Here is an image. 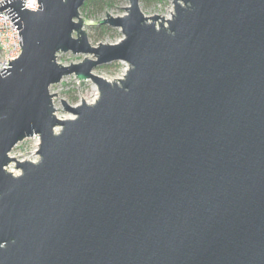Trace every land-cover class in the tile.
Returning a JSON list of instances; mask_svg holds the SVG:
<instances>
[{
	"label": "water",
	"instance_id": "obj_1",
	"mask_svg": "<svg viewBox=\"0 0 264 264\" xmlns=\"http://www.w3.org/2000/svg\"><path fill=\"white\" fill-rule=\"evenodd\" d=\"M128 1L99 20L0 2L22 36L0 69V264H264V0H172L168 19ZM99 25L123 38L92 45ZM116 61L124 78L93 72ZM69 75L99 97L61 99L65 119ZM34 135L38 161L10 155Z\"/></svg>",
	"mask_w": 264,
	"mask_h": 264
},
{
	"label": "rangeland",
	"instance_id": "obj_2",
	"mask_svg": "<svg viewBox=\"0 0 264 264\" xmlns=\"http://www.w3.org/2000/svg\"><path fill=\"white\" fill-rule=\"evenodd\" d=\"M113 6L108 8L107 13L113 16H123L126 14L125 7L129 5L128 0H114ZM143 12L147 16H152L155 14L161 16H169L171 18L174 12V6L172 0H163L162 3L143 6L141 4ZM106 11L101 15V19L106 17ZM81 15H85L81 12ZM111 30L102 34L100 31L94 30V27H84L87 32L88 39L90 43L97 46L99 43H109L114 44L123 38V34L120 29L110 27ZM76 37V33L73 34ZM85 57L91 58V55L78 54L75 55L72 52H59L57 55L58 63L69 66L72 63H80ZM130 65L124 61H116L106 65L98 66L93 70L97 75H100L110 81H117L119 78H124ZM50 92L52 94L56 93L53 98V103L56 108V115L59 118H74V115L68 110H64V105L61 101L63 99L67 104L75 106L80 104L82 99L86 102L93 103L99 97V91L97 86L91 81H78L74 75L64 76L61 82L54 84L50 87ZM56 98V100H55ZM61 109V110H58ZM37 138H27L24 141L17 144L14 149L10 152L12 157L19 160H31L38 161L40 156L38 155ZM7 169L13 174L18 175L20 170L16 168V163L12 162L8 165Z\"/></svg>",
	"mask_w": 264,
	"mask_h": 264
},
{
	"label": "built area",
	"instance_id": "obj_3",
	"mask_svg": "<svg viewBox=\"0 0 264 264\" xmlns=\"http://www.w3.org/2000/svg\"><path fill=\"white\" fill-rule=\"evenodd\" d=\"M3 0H0L2 2ZM38 0H25V7L30 10L38 9ZM21 41V45H20ZM22 36L8 13L4 10L0 13V69L10 67L9 60L18 58L22 52ZM30 138H37L39 146L40 137L34 135Z\"/></svg>",
	"mask_w": 264,
	"mask_h": 264
},
{
	"label": "trees",
	"instance_id": "obj_4",
	"mask_svg": "<svg viewBox=\"0 0 264 264\" xmlns=\"http://www.w3.org/2000/svg\"><path fill=\"white\" fill-rule=\"evenodd\" d=\"M114 0H86L85 4L81 8V12L88 19L99 20L101 15L114 4ZM163 0H140V3L144 6H152L162 3ZM94 30L102 32V34L110 31L111 28L108 25H99L94 27Z\"/></svg>",
	"mask_w": 264,
	"mask_h": 264
},
{
	"label": "bare ground",
	"instance_id": "obj_5",
	"mask_svg": "<svg viewBox=\"0 0 264 264\" xmlns=\"http://www.w3.org/2000/svg\"><path fill=\"white\" fill-rule=\"evenodd\" d=\"M165 18H167V19H168V18H170V17H169V16H165ZM119 79H120V78H119Z\"/></svg>",
	"mask_w": 264,
	"mask_h": 264
}]
</instances>
